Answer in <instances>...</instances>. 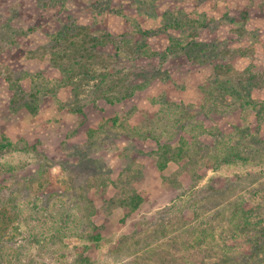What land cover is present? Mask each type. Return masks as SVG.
Returning a JSON list of instances; mask_svg holds the SVG:
<instances>
[{"label": "rangeland", "instance_id": "1", "mask_svg": "<svg viewBox=\"0 0 264 264\" xmlns=\"http://www.w3.org/2000/svg\"><path fill=\"white\" fill-rule=\"evenodd\" d=\"M173 17L177 27L166 25ZM104 32L105 45L92 41ZM169 37L181 45L166 55ZM142 38L149 53L135 59ZM195 41L207 47L188 58ZM249 65L251 98L264 99V0H0V141L14 145L0 151V264H73L84 242L91 264H210L216 244L244 247L222 206L237 196L264 205V180L226 184L243 167L214 170L211 158L238 140L234 127L254 135L259 126L252 110L213 92ZM143 66L147 78L166 72L174 87L135 79ZM163 145L185 153L161 171ZM128 164L142 202L126 216L104 204L121 193L101 182L128 181L120 174ZM213 187L220 196L207 201ZM91 231L101 235L95 244ZM201 232V247H189Z\"/></svg>", "mask_w": 264, "mask_h": 264}, {"label": "trees", "instance_id": "2", "mask_svg": "<svg viewBox=\"0 0 264 264\" xmlns=\"http://www.w3.org/2000/svg\"><path fill=\"white\" fill-rule=\"evenodd\" d=\"M164 12L162 15H165ZM247 14V13H246ZM154 16V14H152ZM179 23L178 20H175L174 17L169 20V22L166 24L169 27H177L175 24ZM136 27V31L138 33H141V37L146 36L149 31L147 30H141L138 26ZM161 29L158 28V31H154L153 34H157L160 32ZM102 39L99 40L95 37H92V41L96 40L99 45L103 46L104 43L107 42L105 38L110 37L109 33H102ZM160 34H164V32H161ZM125 36V35H124ZM126 37V36H125ZM122 38V39H125ZM168 38V37H167ZM173 39V38H171ZM126 42H128L129 39H125ZM174 40V39H173ZM170 44H168L165 48L166 55L168 52H172L176 47H178L180 42H173L170 40ZM92 42V46H93ZM139 45V46H137ZM136 45V49H141L142 52H139L138 57L135 59H141L143 56H148L149 47L147 45L146 40L142 38V41H138V44ZM97 46V44H94V47ZM127 46V45H126ZM205 45L204 43L195 41L191 44L189 49H193L196 52H190L188 50L185 51V54L188 58L195 59L199 54H201L203 51H205ZM129 48V46H127ZM120 46H117L116 48V57H121L120 54ZM130 49V48H129ZM180 49H182L180 47ZM114 55V56H115ZM165 56V55H163ZM238 55H236L237 57ZM177 57V56H176ZM60 59L61 56H58ZM134 59V60H135ZM59 68L63 71V68L61 64H58ZM146 67H140L138 68L140 71H143L142 73L139 72L138 76L135 79H144V81H149L152 78L161 80L163 83H168L169 87L172 88L173 81L170 78L169 75L167 77L166 72H153L150 76V78H147L145 76L146 73H144V69ZM253 68V65H249L248 67H245L244 69L240 70V74L234 81L228 80H217L219 86L215 84V90L213 91L218 92L216 90H220L219 95L220 97H232L235 98L237 101V104L240 108L243 110H252L253 111V118L257 120V124L260 126L264 122V99L259 100H253L251 98V91L256 86L252 83L251 79H254L256 77V73H254L251 69ZM226 73V72H225ZM223 73L224 75H226ZM63 80L60 81L59 84H62ZM133 83H131L130 87ZM135 85V84H133ZM138 86H141L140 84ZM264 86H262L263 88ZM260 88V87H259ZM132 91V90H131ZM119 98V97H118ZM241 99V100H240ZM168 100L163 101L164 103H168ZM211 107L216 108L217 104L213 103L210 104ZM200 108H203V106H200ZM259 126L255 129L254 135L250 134L252 132H249L250 127H246L244 129H241L240 126L234 127V131L238 134V140H232L231 136L229 138V144L222 145L220 148H218V151H215L216 154L212 155L211 160L213 161L212 169H218L223 165H237L239 167H243V170L239 173H235L236 175L233 176H227L224 181L226 184H231L232 180H240L245 178H250L251 183H256L257 185L260 184L264 180V139L259 135ZM221 136L223 134L221 133ZM232 140V141H231ZM218 139L215 140V143H218ZM13 143L1 140L0 141V151L3 150H10L13 148ZM160 152L157 154L158 160L156 162L157 168L159 170H164L167 167V164L170 160L178 161L180 160L185 153V150L181 147H172V146H161ZM198 151L195 152L197 154ZM84 161L89 162L86 158ZM82 160V161H83ZM191 160H194L191 158ZM126 166V165H125ZM123 166V168L125 167ZM122 168V169H123ZM120 174H124L126 171L129 172L128 174V181L123 182V184H117L114 181H110L109 184L102 183L101 182V188H103L105 191H108V186L116 187L117 191H120L121 194L115 195L114 197H108L107 200L104 201V204L112 209L115 208H121L124 207L127 209L126 216L130 213H133L135 210H138L140 207V204L142 202V198L138 195L136 191V186L134 184L135 180V173L136 169L132 167V165L128 164V167H125L123 170H121ZM192 190L198 191L201 186H199L198 181L193 180L192 182ZM134 186V188H133ZM224 184L221 185L223 187ZM220 188L213 187L210 192L206 191L205 193L208 194L207 201L210 199V196L212 197H219L218 195ZM250 191V190H249ZM254 193L258 192L257 187H254L252 189ZM251 191V193H252ZM123 195V196H122ZM252 197H255V194H251ZM264 198V197H263ZM89 208H85L83 214L84 216H92L94 213V202L92 200L88 201ZM218 205H214L213 208H216ZM223 208H227L229 213V220L228 223L230 224L229 228H232V237L233 239L237 238L242 241V244L244 247L238 246V251L234 250V247H225L226 250L220 249V247L216 244L214 252L211 253L213 257V261L210 264H264V205L261 204L259 201L256 204L253 202V198L249 200H245L242 197L238 196L234 200H226L225 204L222 206ZM226 210H224L225 212ZM198 214V213H197ZM182 219V218H181ZM187 221H183L179 229L186 226ZM187 230H184L186 232ZM192 233V232H187ZM1 236V233H0ZM192 243L190 242L189 247L193 245H198L201 247L203 244V241L205 238L203 232L200 233L199 236L196 235H189ZM203 238V239H202ZM101 235L99 233H94L91 231L90 235L87 236V241H93L95 244L96 240H100ZM123 238L121 239V243L123 242ZM225 246V244H224ZM90 249V243L84 242L83 244L76 247L77 253L75 260L73 261V264H91V261L88 260V256L84 255V250ZM81 250V251H80ZM173 254V252H172ZM210 257V256H208ZM183 260H185L184 256H181ZM161 264H165V260L161 259L159 260ZM166 264H182L177 262H169ZM205 260H203V264H205Z\"/></svg>", "mask_w": 264, "mask_h": 264}]
</instances>
